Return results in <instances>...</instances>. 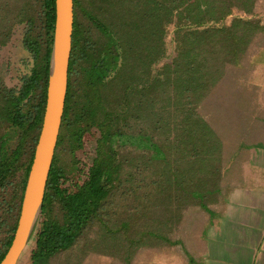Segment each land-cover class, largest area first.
<instances>
[{"label": "trees", "instance_id": "trees-1", "mask_svg": "<svg viewBox=\"0 0 264 264\" xmlns=\"http://www.w3.org/2000/svg\"><path fill=\"white\" fill-rule=\"evenodd\" d=\"M75 1L97 35L77 23L42 216L19 264H133L222 194L227 154L204 106L264 31L259 0ZM55 20V0H0V49L23 27L30 55L16 84L0 61V263L43 126Z\"/></svg>", "mask_w": 264, "mask_h": 264}, {"label": "crops", "instance_id": "crops-1", "mask_svg": "<svg viewBox=\"0 0 264 264\" xmlns=\"http://www.w3.org/2000/svg\"><path fill=\"white\" fill-rule=\"evenodd\" d=\"M251 17L264 28V0ZM244 54L204 106L227 154L218 202L209 212L190 210L197 219L186 218L182 239L140 251L133 264H264V31ZM92 259V264L111 261Z\"/></svg>", "mask_w": 264, "mask_h": 264}, {"label": "water", "instance_id": "water-1", "mask_svg": "<svg viewBox=\"0 0 264 264\" xmlns=\"http://www.w3.org/2000/svg\"><path fill=\"white\" fill-rule=\"evenodd\" d=\"M55 2L56 20L43 126L28 175L17 228L0 264H19L35 236L61 133L69 85L75 4L74 0Z\"/></svg>", "mask_w": 264, "mask_h": 264}, {"label": "rangeland", "instance_id": "rangeland-1", "mask_svg": "<svg viewBox=\"0 0 264 264\" xmlns=\"http://www.w3.org/2000/svg\"><path fill=\"white\" fill-rule=\"evenodd\" d=\"M94 5V4H93ZM95 6L99 7V4L95 1ZM22 36H23V27L17 28L15 31L14 37L12 39V42L7 46L6 48L0 49V61L2 63H6L10 65V74L7 77L8 82L11 84H16L17 83V77L19 74L23 71L24 73L28 70L26 68V64H30V55L26 54L27 52L24 51V48L22 46ZM190 214H188L189 220L193 222L197 219L196 213H192L191 217ZM189 222V221H188ZM186 234V230L182 232V230H178L175 234L172 235L173 239H182L183 235ZM79 254L78 249H76L73 253L75 257ZM94 257H101L104 258L103 260H111L108 261L110 264H118L119 260L110 258V257H105V256H100V255H95V254H90L88 257L83 259L82 264H92ZM56 264V262H55Z\"/></svg>", "mask_w": 264, "mask_h": 264}, {"label": "flooded vegetation", "instance_id": "flooded-vegetation-1", "mask_svg": "<svg viewBox=\"0 0 264 264\" xmlns=\"http://www.w3.org/2000/svg\"><path fill=\"white\" fill-rule=\"evenodd\" d=\"M74 4H75V10H74V13H75V19H74V31H73V43H74V33H75V28L77 26V23L78 25L82 24L84 25V27L87 29V31L89 32V36H96L97 35V29H95V27L92 25L93 23L91 21H89L88 19H84L83 17H81V15L79 16L78 13H77V5H76V1L74 0ZM72 52H73V45H72ZM71 58H72V55H71Z\"/></svg>", "mask_w": 264, "mask_h": 264}]
</instances>
